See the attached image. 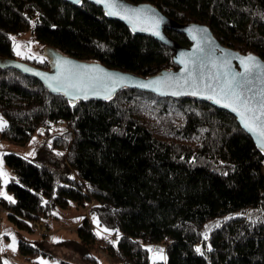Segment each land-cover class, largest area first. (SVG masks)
<instances>
[{
	"label": "trees",
	"instance_id": "trees-1",
	"mask_svg": "<svg viewBox=\"0 0 264 264\" xmlns=\"http://www.w3.org/2000/svg\"><path fill=\"white\" fill-rule=\"evenodd\" d=\"M127 1L151 4L179 24L207 25L225 48L264 60V0ZM31 21L34 39L64 56L145 78L176 69L167 47L86 1L0 0V56L12 58L10 34ZM165 33L189 46L185 35ZM23 61L51 67L46 58ZM2 119L0 140L18 146L39 129H68L51 138L37 162L4 155L16 174L7 184L15 200L0 198V208L17 227L32 231L31 223L72 202L91 205L90 217L113 235L101 243L112 264H149L147 246L160 243L165 264H264V221L254 217L264 216V153L226 112L128 89L108 100L70 102L0 69ZM77 236L83 245L99 241L90 218ZM18 247L38 252L24 241Z\"/></svg>",
	"mask_w": 264,
	"mask_h": 264
},
{
	"label": "water",
	"instance_id": "water-1",
	"mask_svg": "<svg viewBox=\"0 0 264 264\" xmlns=\"http://www.w3.org/2000/svg\"><path fill=\"white\" fill-rule=\"evenodd\" d=\"M60 1L71 6L86 1L100 8L104 15L110 20L120 23L130 29L134 35L153 38L159 44L167 47L173 54V64L176 69L174 71L164 70V72L149 78L139 77L134 73L108 68L99 62L86 63L68 55L64 56L51 48L47 50V59L51 62L49 70H42L29 63L16 61L15 59H9L3 56H0V69L13 70L18 74L24 75L32 80L34 79L45 87L50 94L55 96L62 95L70 102H78V100H108L105 96L107 95V88L112 86V81L108 79L106 74H115L117 77H123L122 80L117 81V86L115 87V91L111 94V97L120 93L122 89H128L130 91L134 90L156 95L162 99H184L189 97L197 102H206L215 110L224 111L229 116H232L236 120L240 130H243L251 141H253L255 147L264 153V149L260 147L257 136L249 132L243 126L239 114L232 111L230 108L224 107V102L217 104L214 100L209 99L208 97L211 95V92L207 88L209 84L213 86L217 84V77L223 80V73H228V75L231 76L234 73L243 72L244 66L241 64V60L252 56L255 58L254 62L260 64L261 68L254 70L248 77L250 83L245 85L244 91L245 95L252 99V103L259 107V101L261 99L260 93L264 90L263 59L251 53L242 54L230 48H225L216 41L207 25L198 23L179 24L169 19L164 13L160 12L151 4L136 5L127 0H102L100 3H97V0ZM108 3H115L118 6L115 9L118 14H107L109 12L107 7ZM136 13H139L141 20L147 19L151 21L153 19H158L160 21L158 28L159 35L154 34L152 31L140 30L141 28L148 27V24L139 23L134 26L130 20L124 18L125 15L134 16ZM201 29H207V31H201ZM165 30L175 31L178 34L185 35L189 40V46L183 47L167 35ZM62 60H67L70 63L62 68L60 67V62ZM69 75H71L73 79H76L80 75L98 77V80H96L93 85L95 93L90 88L87 98H84L82 92H77L72 88L65 87L60 91L54 90L58 86V81L54 78L64 79ZM165 77L169 79L172 86L161 87L159 91L156 85L147 88L139 86L142 82L146 83L155 79L163 80ZM177 84L179 86H177ZM174 91L181 92L182 94L172 95L171 93ZM193 91L197 94L192 95L191 93Z\"/></svg>",
	"mask_w": 264,
	"mask_h": 264
},
{
	"label": "rangeland",
	"instance_id": "rangeland-1",
	"mask_svg": "<svg viewBox=\"0 0 264 264\" xmlns=\"http://www.w3.org/2000/svg\"><path fill=\"white\" fill-rule=\"evenodd\" d=\"M34 25V21L30 22L29 29H23L18 34H10V40L12 42V58L16 61L37 59L42 61L47 59L48 45L39 44L34 39L31 27ZM16 45H19V51L24 55L20 56L16 54ZM59 53V52H58ZM32 57V58H29ZM48 60V59H47ZM24 62V61H23ZM89 62V61H87ZM86 62V63H87ZM2 121H4L2 119ZM5 122V121H4ZM1 131V130H0ZM68 133V129L63 124L53 125L51 131L48 134H44L43 130H37L35 135L32 136L30 143L25 146L12 145L6 141L0 140V171L6 173L5 176H0V193H4L15 200L8 189L7 184L11 179L16 178V174L7 166L4 162V155L8 153H16L24 159L31 161H39L43 155V149L47 148L50 140L53 136L65 135ZM34 153V155H28ZM0 198L5 199L4 196ZM7 200V199H5ZM9 201V200H7ZM89 205L85 209H80L70 202L65 208H56L49 219H44L39 222L31 223L33 230L27 231L17 227L8 217V211L6 212L0 208V261L1 264H62L68 262L70 264H92L91 258L96 261V264H112L110 257L103 251L101 243L107 239H112L113 235L109 231H103V228L97 224L95 219H92L89 215ZM249 214H246V218ZM240 216L238 212L233 215ZM250 216H253L250 213ZM256 219L264 221V216L257 214L254 216ZM90 218L94 235L99 238L98 242L90 246L83 245L77 236V227L83 222V220ZM100 233V235H97ZM13 238L15 239V251L8 245L13 244ZM19 241L30 243L38 249L35 254H24L19 250ZM151 248L152 251L148 249ZM162 249V253H158L156 250ZM149 254V264H153L155 258V264H165L166 259L161 260L159 255H163L165 246L160 244H150L147 246Z\"/></svg>",
	"mask_w": 264,
	"mask_h": 264
},
{
	"label": "snow or ice",
	"instance_id": "snow-or-ice-1",
	"mask_svg": "<svg viewBox=\"0 0 264 264\" xmlns=\"http://www.w3.org/2000/svg\"><path fill=\"white\" fill-rule=\"evenodd\" d=\"M102 2V0H97V3ZM109 12L107 14L116 15L118 14L115 9L118 7L115 3H108L107 5ZM125 19L130 20L134 26L139 23L148 24V27L141 28L142 31H152L154 34L159 35L158 28L160 21L158 19H153L151 21L145 19L141 20L139 13H136L134 16H124ZM201 31H207V29H201ZM19 45H16V54L23 56L24 54L19 51ZM32 58V57H29ZM255 58L252 56L247 57L246 59L241 60V64L244 66V71L241 73H234L231 76L228 73H223V80L217 77V84L213 86L212 84L207 85V88L211 92V95L208 97L209 99L214 100L217 104L224 102V107L230 108L232 111L237 112L242 120L243 126L251 133L257 136L259 140L260 147L264 149V90L260 93L261 99L259 101V107L255 106L252 103V99L245 95V85L250 83L248 77L254 72V70L260 69L261 65L254 62ZM70 62L67 60H62L60 62V67H64L68 65ZM226 66V65H225ZM108 79L112 81V86L107 88L106 99L111 98V94L115 91V87L117 86V81L122 80L123 77H117L115 74H106ZM239 77V79H238ZM58 81V86L54 89L56 91H60L63 88H72L77 92H82L84 94V98H87L89 89L95 93V88L93 87L94 82L98 80V77L94 76H85L80 75L76 79H73L71 75L65 77L64 79L54 78ZM156 85L157 90L161 87H170L172 86L169 79L165 77L163 80L155 79L150 80L146 83H140V87L147 88L150 86ZM51 86V85H50ZM177 86H179L177 84ZM67 94V93H66ZM172 95H181V92L174 91L171 93ZM192 95H196L197 93L193 91ZM5 126V122L0 120V129ZM28 155H34V153H29ZM6 173L0 171V176H5ZM0 196H4L5 199L12 201L10 196H7L4 193H0ZM95 219V218H94ZM103 231H108L107 229H103ZM100 235V233H97ZM205 238H207L205 236ZM15 239L13 238V244L8 245V247L12 248L15 251ZM2 250V249H0ZM152 251L151 248L148 249ZM158 253H162L163 250H156ZM199 252V249H197ZM159 259H166L162 254L158 256ZM41 264H44L42 261ZM153 264H155V258L153 260Z\"/></svg>",
	"mask_w": 264,
	"mask_h": 264
},
{
	"label": "built area",
	"instance_id": "built-area-1",
	"mask_svg": "<svg viewBox=\"0 0 264 264\" xmlns=\"http://www.w3.org/2000/svg\"><path fill=\"white\" fill-rule=\"evenodd\" d=\"M263 173H264V171H263Z\"/></svg>",
	"mask_w": 264,
	"mask_h": 264
}]
</instances>
